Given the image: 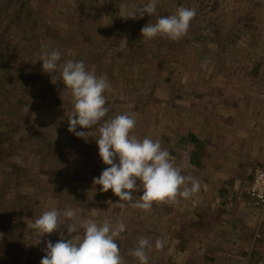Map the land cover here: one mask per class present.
I'll list each match as a JSON object with an SVG mask.
<instances>
[{
    "label": "rangeland",
    "instance_id": "obj_1",
    "mask_svg": "<svg viewBox=\"0 0 264 264\" xmlns=\"http://www.w3.org/2000/svg\"><path fill=\"white\" fill-rule=\"evenodd\" d=\"M4 1L0 262L40 264L46 241L57 242L61 231L70 238L66 225L41 236L28 228L60 207L76 210L78 219L124 222L115 241L124 264H139L130 249L141 236L152 238L149 264H264V220L246 195L247 175L264 161V0H158L155 15L126 20L121 4L148 0H24L20 13L17 0L14 11ZM179 6L197 10L184 38H142L143 26ZM56 48L61 62L83 60L88 71L107 76L104 119L128 113L137 121L132 135L158 139L201 181L195 206L180 198L148 211L121 208L111 189L93 184L109 167L96 143L99 125L77 126L85 138L68 131L71 94L62 81L51 83L38 60L43 49ZM205 58L207 70L200 67ZM189 132L203 142L199 166L182 147ZM17 220L25 225L11 226ZM157 237L163 250L154 247Z\"/></svg>",
    "mask_w": 264,
    "mask_h": 264
},
{
    "label": "clouds",
    "instance_id": "obj_2",
    "mask_svg": "<svg viewBox=\"0 0 264 264\" xmlns=\"http://www.w3.org/2000/svg\"><path fill=\"white\" fill-rule=\"evenodd\" d=\"M157 4L158 0H148L131 8L121 4L119 16L125 20L140 19L145 14L153 16ZM196 15L195 7L179 6L174 13L158 16L154 23L143 26L140 30L142 38L151 40L161 37L178 41L187 35ZM61 58L59 48L43 49L38 60L42 61V70L50 74L51 83L55 85L62 81L64 89L71 94L73 106L68 115V131L85 138L87 132L77 131V126L90 129L99 125L96 143L103 163L109 167L103 169L99 177H93V184L100 185L101 192L111 189L120 198L117 203L121 208L128 206L148 211L154 202H176L180 198L191 199L195 206L201 181L185 174L184 167L174 163L170 152L162 147L158 139L132 135L137 121L128 113L104 119L110 111L104 96V92L111 89L107 76H97L88 71L83 60L61 62ZM208 64L209 60L205 58L201 69L207 70ZM117 157L118 163L114 162ZM138 180L140 183H137ZM133 191H142V194L134 196ZM61 225H66L70 238L66 239L61 231L57 242L46 241V254L40 264H124L115 242L126 230L124 222L114 225L110 218L103 222L78 219L76 210L55 207L42 212L34 222L28 224V228L41 236L58 231ZM73 233L77 234L73 236ZM154 247L163 250L165 241L157 237ZM152 248V238L141 236L135 247L130 249V254L139 264H149L147 253Z\"/></svg>",
    "mask_w": 264,
    "mask_h": 264
},
{
    "label": "trees",
    "instance_id": "obj_3",
    "mask_svg": "<svg viewBox=\"0 0 264 264\" xmlns=\"http://www.w3.org/2000/svg\"><path fill=\"white\" fill-rule=\"evenodd\" d=\"M20 9L17 13H20V11L23 9L21 7H23L24 5V0H17ZM4 3H6L8 5L7 9H12L14 11L15 5H13L12 0L10 2L4 1ZM17 16V15H16ZM6 16H3V18H5ZM18 17V16H17ZM1 23V22H0ZM5 135H3V133H0V152L3 149V146H7L6 141L7 139L4 138ZM28 136H26L27 138ZM180 140H185L186 143L184 144V146L182 145V147L185 149V152L187 154V157L190 161V163L199 166L200 165V159L201 156L204 154V149L202 146V141L198 139V137L194 134V133H187L186 136H183ZM0 158L2 159V155H0ZM251 176L252 174H248L246 178V180L250 181L251 180ZM247 194V193H246ZM16 216V213H15ZM18 219V217L16 218ZM16 222V221H15ZM11 224V226H14V228L18 229L20 227H22L23 225H25V222L22 220H17L16 223ZM4 262H0V264H3Z\"/></svg>",
    "mask_w": 264,
    "mask_h": 264
},
{
    "label": "built area",
    "instance_id": "obj_4",
    "mask_svg": "<svg viewBox=\"0 0 264 264\" xmlns=\"http://www.w3.org/2000/svg\"><path fill=\"white\" fill-rule=\"evenodd\" d=\"M246 193L252 206L259 208L264 216V161L252 170L251 180L247 184Z\"/></svg>",
    "mask_w": 264,
    "mask_h": 264
},
{
    "label": "crops",
    "instance_id": "obj_5",
    "mask_svg": "<svg viewBox=\"0 0 264 264\" xmlns=\"http://www.w3.org/2000/svg\"><path fill=\"white\" fill-rule=\"evenodd\" d=\"M259 165V164H258ZM249 182V181H248ZM246 195H248V194H246ZM249 204L252 206V204H251V202H249ZM253 207V206H252ZM262 219H264V216L262 215V217H261Z\"/></svg>",
    "mask_w": 264,
    "mask_h": 264
}]
</instances>
